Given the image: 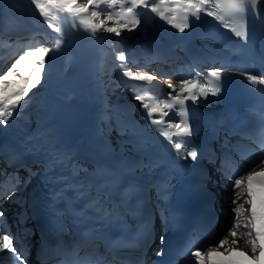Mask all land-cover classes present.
<instances>
[{
	"label": "bare ground",
	"instance_id": "obj_1",
	"mask_svg": "<svg viewBox=\"0 0 264 264\" xmlns=\"http://www.w3.org/2000/svg\"><path fill=\"white\" fill-rule=\"evenodd\" d=\"M39 2L44 4L48 10L47 17L40 14V10L33 0H0V47H2V43H5L1 35L3 31L16 35H26L34 31V33L46 36L51 44L50 55L43 68L44 78L41 84L29 92L21 105L18 106L21 111V127L26 130L27 134H30L40 131L43 127L55 126L59 123L71 125L72 117L83 115L86 111L91 119L86 128L88 137H97L100 147L108 150L110 157L114 158L121 167L129 169L135 163H139L138 168H144L153 147L163 141L160 131L163 123L160 125L150 123L146 114L147 110L142 107V104L161 108L165 103L176 104L175 96L179 95L181 98L184 96V94H178L182 81H189L195 77L188 72L184 61L191 58L190 31L186 28L184 32H180L175 27L176 24H183L179 17V11L172 5L154 1L158 10L165 13L166 18H162L159 11L152 12L150 7L145 9L134 7L133 12L128 13L127 8L132 6L130 0H124L123 4L114 5L117 9L124 11V17L129 22L133 23L137 19L141 21L140 25L136 27L135 37L129 43L136 50L131 53L127 52L126 59L133 56V53L141 57L147 54L150 58L153 57L152 55H159V57L167 58L170 63L177 62L178 66H182L178 82L176 79L172 83L177 88V91L172 95H169L172 90L166 86L171 80L162 79L165 88L157 89L154 80L144 82L129 76L114 78L118 86L126 88L129 92V99L125 98L123 102L116 103L109 100L110 92L105 89L108 70L103 72L100 68L101 62L115 52L113 47L106 45L110 34L105 29H99L93 33L87 28L86 23H82V21H92L97 24L100 22V19L91 16V7L87 13L73 15L66 11L65 0H52L51 3L50 0H39ZM152 2L153 0H149L150 4ZM262 2L264 3V0ZM77 4L86 5L87 0H77ZM75 40H79L80 58L75 54ZM16 42L17 40H15ZM205 48L221 61H228L230 68L241 70L239 59L235 53H231L215 43L207 45ZM78 61L84 76V103L79 105L77 110L71 112L77 95L72 91L70 76L77 67ZM17 90L19 89H9L7 92L12 94ZM137 96L142 97V100H137L135 98ZM153 98L155 101H152ZM57 104H60L61 107L58 112L55 111ZM164 111L169 113V119L164 120L167 124L181 121L182 118L176 115L178 113L176 107H173L172 110L164 109ZM59 113H61L60 116ZM152 118L158 119L159 114H155ZM126 120H130L131 124L123 126ZM135 122L137 126L130 127ZM176 131L175 128L169 129V135L174 144L183 141V137H178ZM166 143L165 140L164 144ZM219 149L222 163L218 168H221V174L232 176V181L237 179L234 177L237 173L240 174V177H246L249 172H258L264 169V165L260 163V153L257 147L237 140L232 141V144L229 145L228 138L225 137L221 141ZM244 151L248 154L243 155ZM215 168L217 169V165ZM8 169L0 168V201L4 200L5 202L3 206H0V209L5 213L2 218L3 223L0 224V234H4V227L10 230L12 246L17 249L23 264H42L37 260L35 247L33 250L30 247L33 243L34 226L28 218L23 221L20 219L22 214L25 217L28 216L27 205L22 204L21 207H18L17 205L20 203L13 199L14 175ZM91 170H94L93 166L82 165L84 173ZM33 172V168H30L29 173L32 175ZM216 173L215 170V175ZM218 181L215 190H218L221 199L220 220H222V216L227 218V212L232 209L230 203L232 188L225 177L219 178ZM26 194L22 193L21 195L25 196ZM9 195H11V199L6 198ZM105 196L109 197L108 194ZM243 200L244 197L241 198V202ZM245 207L250 208L247 204ZM249 214H242L241 229L238 230L237 235L227 236V242L223 245L226 252H229V249L252 251L251 244L248 242V229L243 227V215ZM6 220L7 222L4 223ZM233 240L237 241L235 245L232 243ZM250 251L247 252L252 259L259 254V252ZM0 264H18V261L11 254L5 252L0 253ZM46 264H61V261ZM181 264H198V262L195 261V258H186Z\"/></svg>",
	"mask_w": 264,
	"mask_h": 264
},
{
	"label": "snow or ice",
	"instance_id": "obj_2",
	"mask_svg": "<svg viewBox=\"0 0 264 264\" xmlns=\"http://www.w3.org/2000/svg\"><path fill=\"white\" fill-rule=\"evenodd\" d=\"M33 2L36 4V7L40 10V14L47 17L48 16V10L46 9L44 4H41L39 0H33ZM52 0H50V3ZM67 4L66 11L73 14H83L87 13L89 11V8H98L101 3L105 4H111L116 5L117 3L123 4L124 0H87L86 5H79L77 4V0H65ZM161 2H165V0H161ZM244 2V0H230V3L233 5L232 11L235 14H240L242 11L241 4ZM183 3L186 5L184 8V11L186 14L191 15L195 19H199L200 15L203 13L208 16L214 17V19L223 22L224 17L217 15L215 12L211 11V3L210 0H183ZM250 3L255 5L257 3V0H250ZM130 4L132 6L127 8L128 13L133 12V8L138 9H145V8H151L152 12H158V7L156 6L154 0L150 4L149 0H130ZM104 12V9H101V12L97 11H91V16L93 18H96L101 15V13ZM159 15L162 18L165 17V13L163 11H159ZM106 19L109 21L113 20V17L110 12L106 14ZM82 23H86L87 28L92 31L93 33L96 32L99 29H105L109 33H114L116 36H119L121 31H133L136 27H138L141 23L139 19L135 20L131 27H129L128 24H121L119 27L112 26L107 27L105 25V20L100 19V22L94 23L92 21H87ZM224 27H228L227 24L223 25ZM176 28L179 29L180 32H184L186 28H189L190 25L188 23L176 24ZM56 31H59V29H56ZM235 31V29H233ZM236 36H246L245 33L240 31H235ZM30 55V54H29ZM47 53L45 51H39L38 56L29 61L28 64V71H25L24 67H22L26 57L20 56L18 60L15 61V63L12 65L13 69H19L21 74L24 76V86L21 87L19 90L13 92L12 94H8L6 90H0V124L6 125L8 123V120L13 115V109H16L18 106L21 105V102L24 101L25 97L28 96V93L31 89L36 88V86L41 82V70L44 67L45 62V56ZM119 60L124 61L125 56L123 53L119 55ZM129 77H132L135 80L144 81V82H151L156 79V77L148 74V73H140L138 75L133 76V74L129 71L126 73ZM216 71L214 70L211 75L216 76ZM14 73L11 69L8 70V72L4 75H0V84H7L8 79L10 77H13ZM249 79L253 84L261 83L264 84V80H261L257 76H250ZM168 87L172 90V92L169 93V95H172L173 92L177 91L176 86L172 84L171 81L168 82ZM180 93H185L183 99L179 95L175 96L176 103L180 105V110L176 115L179 117H184L187 115V110L184 108V102L187 99H190L193 103H196L199 101L202 97L207 98L209 95V90L207 89V86H200L196 82H190L188 80L182 81V86L178 89ZM219 92V89H213L211 90V95H217ZM137 100H142V97H135ZM142 107L147 110L146 114L148 115L150 119V123L154 125H160L164 123L163 118L165 116H168V112L164 111V109L172 110L174 105L170 103H165L163 105V108L161 107H150L148 104H142ZM155 114H159L158 119H153L152 117ZM168 128H175L176 135L178 137L187 138L190 137L193 133L192 127L184 122L183 119L179 123H171L169 122L167 125ZM163 136H165L169 142L172 141V137L169 135L168 131H163ZM188 144H190V140H183L182 142L175 143L173 145L174 149L176 150L177 155H181L183 150V156L182 158H188L190 157L191 160L195 161L198 157V153L195 150V148H192L191 150H188ZM264 176V169L261 170L260 173H257L255 171L249 172L246 177H240L237 179H234L231 182L232 187V195L230 198V203L232 205V211H233V227L229 230L231 235L236 236L239 229H241L242 224V214L250 213L249 215H243V227L245 229H248V242L251 244V250L253 253L259 252L258 255H255L254 259L260 260L261 255H264V244L260 243V237L264 236V229H257V219H258V213L256 210V203L253 199V190H252V181L257 176ZM261 183H264V180H261ZM71 187V185H69ZM14 195V191L12 193ZM244 197L243 202H241V198ZM7 199H11V195L6 197ZM245 204L249 205L250 208H246ZM5 216V213L2 209H0V224L3 223L2 218ZM262 222H264V213L260 214L259 217ZM3 233L0 234V253H8L11 254L17 261L18 264H23V260L21 259V256L18 255L17 249L12 246V240L10 239V230L7 229V227L3 228ZM242 234V233H241ZM164 237L161 236V243H163ZM227 242V237L222 238L218 242V247L225 245ZM233 245L237 243L236 240L232 241ZM217 249L215 248H208L206 253H201L199 250L192 253L193 257L195 258V261L198 262V264H214V262L210 259L211 256L216 252ZM234 250V249H229ZM159 255V253H157Z\"/></svg>",
	"mask_w": 264,
	"mask_h": 264
},
{
	"label": "rangeland",
	"instance_id": "obj_3",
	"mask_svg": "<svg viewBox=\"0 0 264 264\" xmlns=\"http://www.w3.org/2000/svg\"><path fill=\"white\" fill-rule=\"evenodd\" d=\"M101 9H104V12H102L101 15L98 16L97 18L98 19H104L105 25L107 27H112V26L119 27L121 24H128L129 27H131L132 23L129 22L124 17V11L123 10L117 9V7H115L114 5L105 4L102 2L98 8H91V11L101 12ZM108 12H110L112 17H113L112 21H109L106 19V14ZM136 29L137 28H135V30ZM135 30H133V31H121L119 36H116L114 33H109L110 35H109V38L106 42V45L113 47L115 52L113 55H109L108 57H106L105 60L102 61L103 63L101 62L102 63L101 70L103 72L108 70V73H107L106 78H105V79H107L105 89H106V91L110 92L109 100L111 99L116 103L123 102V100L125 98L129 99L128 98L129 92L127 91L126 88H121L120 86H118V84L115 82L114 78L127 77L128 75L126 73L129 71L133 74V76L138 75L140 73H148L152 76L157 75V77H158V76L163 75L166 70L172 69L173 68L172 66H174V65L169 66V64L164 65L165 62H163L161 60H157L154 63H150L148 61L152 60V58L148 57L147 54H145L143 57H141L140 55L133 53V56L131 55L130 57H128L129 59L125 58L124 61H120L119 55L121 53H123L125 56V54L127 52L131 53L133 50H136L135 47H131L129 44L130 41L133 39V37H135ZM32 32H34V31H32ZM32 32H30V33H32ZM32 35H27V34L26 35H16L15 33H12V34H10V36H11L10 38H8V39L4 38L5 43H2V46L3 47L9 46L11 55L0 66V75L6 74L8 72V70L11 69L14 73V76L10 77L8 79L7 84H0V90H6V91L9 89L15 90V89H20L21 87L24 86V83H25L24 76L21 74L19 69H13L12 68V65L15 63L16 60H18L20 58V56L26 57L22 67H24L25 71H28L29 70L28 69L29 61L35 59L38 56L39 51H45L47 53V55L45 56L44 67L46 66L47 60L49 58L48 56L50 55L51 44H50L48 38L46 36H44L43 34L34 33V36H32ZM29 36H32V37H29ZM15 40H17L16 43H15ZM139 57H141L142 59H140ZM159 58H162V57H159ZM162 59L165 60L167 58H162ZM171 64H173V63H171ZM168 72H173V70H170ZM171 74H174V73H171ZM171 74H170V76H171ZM165 75H166V73L164 74V76H161V77H163L167 81L171 80V78H166ZM43 78H44V72L42 69L41 70V82H42ZM178 80H179V76L177 77L176 82H178ZM41 82L36 86V88L41 84ZM171 82L173 83V81H171ZM33 89H31L30 92H32ZM134 101H136V100H134ZM128 124H131L130 120H126L124 122L123 126L128 125ZM130 127H132V126H130ZM228 143H229V141H228ZM0 162H1L0 168H3V169L8 168L4 165V163L1 160H0ZM30 168H22V169H17V170H14L16 168H9L10 170L8 169L14 175L13 188H12V191H14L13 197L17 200H20L18 202L22 203V204H24L23 203L24 198L22 197L21 194L27 193L29 179H31V176H32L29 173ZM217 168H218V165H217ZM216 171H217V169H216ZM213 173H214V175L212 174L213 175L212 178L216 177L215 171ZM234 177L238 178V177H240V174L237 173L234 175ZM225 178L230 183V185H229L230 188H232L231 187L232 176L230 177L227 175V177L225 176ZM214 182L215 181H213V183ZM4 204H5L4 200L0 201V206H3ZM22 204H19L17 206L21 207L20 205H22ZM220 205H221V199H220ZM220 205H219V208H221ZM11 208H13L12 205H11ZM231 208H232V205H231ZM227 214H228L227 218H226V216H222L223 217L222 221H224V220L225 221H224L222 227L218 229L216 236L211 241L210 248L213 247L217 250L226 251V249L223 246L218 247V242L222 238L227 237L228 235H231L229 230L234 226L233 225V211H232V209H229ZM6 222H7V220L4 221V223H6ZM247 232H248V230H247ZM33 234H34V232H32V235ZM30 247H31V250H33V244H31ZM245 250L250 251L248 249H245ZM29 251H30V249H29ZM250 252H252V251H250Z\"/></svg>",
	"mask_w": 264,
	"mask_h": 264
}]
</instances>
